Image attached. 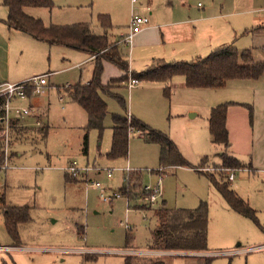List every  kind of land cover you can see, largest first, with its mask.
<instances>
[{"label":"rangeland","instance_id":"1","mask_svg":"<svg viewBox=\"0 0 264 264\" xmlns=\"http://www.w3.org/2000/svg\"><path fill=\"white\" fill-rule=\"evenodd\" d=\"M141 1L143 6L138 5L135 9L142 11L150 7L153 25L171 22L164 17V12L174 7V0H156L152 5L149 0ZM53 2L52 12L29 9V13L40 16L46 26L89 24L95 35L105 33L100 15H110L116 29L108 32L109 41L124 43L123 38L117 37L129 30L130 0ZM213 2L185 0V6L175 3L180 13L176 21L188 23L171 29L174 41L171 45L166 40L165 44L156 43L158 34L155 31L132 48L124 44V58L130 64V70L142 73L162 58L169 64L204 58L231 38L240 52L250 49L255 62L264 63V36L260 39L242 34L233 36L230 31L232 27L251 30L257 14L237 13L264 9V0H216L215 5ZM2 4L3 0H0V69L17 72L19 77L52 74L46 90L31 102L40 113L47 112L43 119L50 125L47 137L34 141L37 142L35 145L25 140L15 144L13 150L19 149L22 156L11 162L13 150H10L9 168L0 171V192L4 193L6 202L16 207H28L31 217L30 222L19 227V247L14 246L4 220H0V245L10 248H0V264H126L127 257L132 264H149L158 258L167 264H196L191 257L157 258L154 257L156 253L149 251L156 219L152 212L147 214L139 210L155 209L160 201L147 206L137 198L130 204L128 198L121 195L111 202H104L101 193L104 191L105 198L121 194L128 173L118 172L112 179H108L105 172L91 174L93 181H100L104 188L98 189L92 182L87 183L89 179H76L67 174L64 168L74 160L81 165H96L106 170L129 167L133 172H139L143 188L161 187L169 208L195 209L202 203L207 204V246L213 257L211 264H264V73L257 80H230L219 89L189 88L181 76L173 80L169 91L163 84L148 81H141L131 91L125 86L120 92L126 100L125 106L113 96L105 97L108 103L105 129L102 133L97 129L89 132L88 155H84L82 141L88 116L77 103L61 99L58 88L69 90L71 86H64L88 82L93 76V63L84 62L88 58L84 52L52 46L24 33L10 31L4 23L8 11ZM109 88L113 93L119 90L114 83ZM236 99L250 104L253 112L252 115L247 113L250 117L245 128L244 115L239 113L244 110L237 111L231 147L226 152L246 164L251 172L239 174L236 181L228 184L256 211L257 220L235 212L219 193L211 175L201 170L222 165L221 154L225 153L224 146L212 143L209 130L212 108ZM13 105L29 107L30 102L18 101ZM191 112L197 116L193 118ZM128 113L168 135L178 145L188 165L199 169L184 167L176 172H170L173 169L159 171V145L147 143L138 132L130 134L128 157L110 159L107 154L113 137V118L115 115L128 118ZM256 125L258 128L254 131ZM255 135L258 148L256 160L252 161L251 152L248 154L247 151ZM251 163L261 169L253 170ZM213 176L225 179L224 174ZM133 205L146 208H130ZM126 225L131 230L126 229ZM12 246L15 248L11 249ZM41 249L49 251L42 252ZM142 249L149 250L140 252ZM62 251L66 253L62 254Z\"/></svg>","mask_w":264,"mask_h":264},{"label":"trees","instance_id":"2","mask_svg":"<svg viewBox=\"0 0 264 264\" xmlns=\"http://www.w3.org/2000/svg\"><path fill=\"white\" fill-rule=\"evenodd\" d=\"M9 11L6 24L10 29L22 32L37 41L46 42L52 46H61L86 52L94 58V73L89 84L78 83L67 91L68 99L81 106L88 116V124L85 128L83 153L88 154L89 132L93 129L104 131L105 119L108 115V105L104 96H113L122 106L126 100L119 94L113 93L109 88L111 84L117 87L128 82L130 65L123 57L121 46L109 41L107 31L112 28L111 18L108 15H100V22L105 33L95 35L89 24H77L74 26H46L41 19L28 14L30 8L52 9L53 0H3V4ZM104 62L116 66L124 75L110 81L109 85L102 84ZM264 73V63H255L250 50L239 52L234 45L221 47L204 58H198L191 62L169 64L158 60L154 66L142 73H131L132 78L141 82L170 83L175 77L185 79V85L189 88H223L230 80L250 79L257 80ZM169 91V88L165 89ZM31 92L28 91V94ZM1 103V102H0ZM232 103L221 104L212 109L209 118V130L212 142L216 146H231L227 129V113ZM245 106L250 115L253 107ZM252 123V120H250ZM113 138L111 151L107 155L110 159L128 157L131 131L140 133L147 143H155L160 147V170L164 171L175 167H189L187 161L181 156L178 145L166 134L155 130L142 120L133 117L128 120L125 116L115 115L113 118ZM18 123L12 121L11 134L17 131ZM224 168H241L240 162L230 156L222 155ZM6 161L4 142L0 136V171ZM159 171L155 173L159 174ZM133 172V171H131ZM130 172V173H131ZM128 173L121 194L128 198L129 203L146 195L142 178L139 172ZM130 174V175H129ZM212 182L228 205L240 215L257 220L256 211L243 200L228 183L219 182L211 176ZM131 204V203H130ZM150 206L151 204H144ZM146 206H131L133 209H145ZM150 208V207H149ZM148 209L152 210L151 208ZM0 209L4 213V221L9 235L14 241V246L19 247V227L31 221L28 207H16L8 204L4 193L0 192ZM154 217L157 226L152 232L153 242L151 249L168 254H182L194 256L198 264H211L213 257L207 246L208 232V207L202 203L195 209H167L164 205L155 208ZM127 235V243L130 241ZM160 257V256H159ZM158 258V257H157ZM127 264H132L128 257ZM149 264H167L164 259L150 261Z\"/></svg>","mask_w":264,"mask_h":264},{"label":"crops","instance_id":"3","mask_svg":"<svg viewBox=\"0 0 264 264\" xmlns=\"http://www.w3.org/2000/svg\"><path fill=\"white\" fill-rule=\"evenodd\" d=\"M131 1V0H130ZM156 0H149V2L151 3V5L153 4V2H155ZM170 1H172V0H170ZM175 3H179L181 6H185V0H174V3H173V8L172 9H170L169 10V12L168 11H165L164 12V17H167L168 19H170V21L171 22H169V23H166V24H164V25H153L152 24V22H151V19H150V17H151V15L153 14L152 13V9L150 8V7H147V8H144L142 11H136V6H138V5H142V1L140 0L139 1V3L133 8L132 7V4H131V11L133 12V10L134 11H136V12H138L139 14H141V15H143V16H147V17H149V19H150V23H149V25L147 26V27H145V29L141 32V33H139V34H137L136 36H135V38H134V40H133V42H132V45L130 46V45H128V44H126L125 42L124 43H121V41L120 42H117L118 44H119V46H121V52H122V55H123V57H125L124 56V44L125 45H127V46H129L130 48H132V46H133V44H135L136 42L138 43V44H140L141 43V41H144V40H147L148 39V37H149V35L150 34H152V33H154V31L156 32V34H158V38L156 39V43H160V41L161 42H163L164 44H165V40H166V42H169L168 44H172L174 41H173V38L171 37V34H170V31H171V29L172 28H175V27H180L181 25L183 26V25H185V24H187L188 22H182V21H176V18L180 15V13H179V11H178V7L176 6V4ZM213 4L215 5L216 4V0H214V2H213ZM4 6V5H3ZM143 6V5H142ZM5 7V6H4ZM55 7V6H54ZM54 7L52 8V9H47V8H36V9H33V8H30V10H47L48 12H52V10L54 9ZM6 8V7H5ZM7 9V8H6ZM29 9L27 10V12H28V14L29 15H31L32 17H34V18H37V19H41L42 21H43V19L40 17V16H35L34 14H32V13H29V11H30ZM7 11H8V9H7ZM132 12H131V16H132ZM262 12H264V9L263 8H256V9H251V10H249V9H247V10H244V11H241L240 13H237V14H242V15H250V14H257V16H255L254 18H253V25H252V29L251 30H248V29H238L237 27H232V28H230V31H231V34L233 35V36H239V34H242V36L243 35H246V36H251L252 38H254V39H260V37L261 36H264V13L262 14ZM8 15H9V11H8ZM262 15V16H261ZM108 16H110V15H108ZM110 18H111V16H110ZM174 18V20L172 21V19ZM7 19H8V17H7ZM7 19L6 20H4V23H5V25H6V27L10 30V31H15V30H13V29H10L9 28V26L6 24V21H7ZM130 22H131V19H130ZM189 22H194V21H189ZM81 24H85V23H81ZM111 24H112V28L109 30V31H114L115 29H116V26H114V22H113V20H112V18H111ZM91 27V26H90ZM239 30V31H238ZM243 30H244V33H242L243 32ZM93 31V30H92ZM109 31H107V36H108V38L110 37L109 36V34H108V32ZM129 31H130V26H129V30H128V32L126 33V34H122L120 37H117L118 39L119 38H123L124 39V37L129 33ZM19 32V31H18ZM22 33V32H21ZM94 33V32H93ZM27 35V34H26ZM103 35V34H102ZM160 35H162V36H160ZM29 36V35H28ZM160 36V37H159ZM31 37V36H30ZM114 38H116V37H114ZM34 39V38H33ZM232 38L231 39H229L226 43H223L222 45H220L219 47H217L215 50H217V49H219V48H221V47H224V46H228V45H234V42H232ZM123 42V41H122ZM232 42V43H231ZM191 46V45H190ZM61 47V46H60ZM238 49V48H237ZM75 50V49H74ZM214 50V51H215ZM245 50H250V49H245ZM244 50V51H245ZM263 50H264V44H263ZM81 52H83V51H81ZM240 52V51H239ZM243 52V51H242ZM84 53H86V52H84ZM252 53V52H251ZM86 55H87V59L86 60H84V62L85 61H87V62H92L93 63V67H94V58L95 57H93V56H90V55H88L87 53H86ZM253 56V55H252ZM198 58H203V57H197L196 59H198ZM254 59V58H253ZM158 60H163L164 61V59L162 58V59H158ZM157 60V61H158ZM195 60V59H194ZM156 62V61H155ZM165 62V61H164ZM254 62H255V60H254ZM256 63V62H255ZM130 65V64H129ZM131 69V68H130ZM130 72L131 73H133V71L132 70H130ZM93 73H94V71H93ZM46 74H49V77H48V82H49V78H50V76H51V74L52 73H46ZM123 76V73L116 67V66H114L113 64H111V63H108V62H104V71H103V74H102V84L104 85V86H107V85H109V83H110V81L111 80H113V79H118V78H120V77H122ZM31 78H33V77H27V76H23V77H19L18 75H17V72H11V71H2L1 69H0V84H5V83H8V84H20V83H23V82H25V81H27V80H29V79H31ZM92 78H93V76H92ZM92 78L90 79V80H88V82H79V83H82V84H89L90 82H91V80H92ZM177 77H175L174 79H176ZM173 79V80H174ZM173 80L170 82V83H168V84H164V83H157V84H163L164 86H166V88H169L170 90L172 89V82H173ZM184 81H185V79H184ZM20 82V83H19ZM78 84V83H77ZM77 84H75V85H77ZM141 84V82L138 84V85H140ZM75 85H67V86H64V87H69V86H71V88H73ZM137 85V86H138ZM125 86H127V88L129 89V91H131L133 88H135V87H137V86H135V87H133V88H129L128 87V82H126V84L124 83L122 86H120V87H117L119 90L116 92V94H119V95H121L120 94V92L122 91V89H124V87ZM61 88V87H60ZM60 88H58V93H59V95H60V98L61 99H63V98H65V99H67V100H69L68 99V96H67V91L68 90H62V91H60ZM63 88V87H62ZM70 88V89H71ZM37 96H31V97H29V98H27L26 100H29V102H30V106H32V107H34V105L33 104H31V102H32V100H34L35 98H36ZM106 96H104V98H105ZM26 100H19V101H26ZM70 101V100H69ZM18 102V101H17ZM107 102V101H106ZM229 103H232V105L229 107V109H228V113H227V129H228V132H229V139H230V142L232 141V135H233V122H234V118H235V115H236V113H237V111H239V110H241V109H243L244 110V112H239V113H242L243 115H244V125H245V128H247V124H248V121H249V119H248V117H250V116H247V113H249V110L245 107V106H242V105H250V104H248L247 102H245V101H242L241 99H236V101H231V102H229ZM107 105H108V103H107ZM34 108H36V107H34ZM215 108V107H214ZM213 109V108H212ZM37 112H38V117L37 118H35V117H31V118H27V117H25V118H17V119H14V121H16L17 123H18V125H17V127H18V129H17V131H14V133H12V146H11V150H13L14 149V145L15 144H17L18 142L19 143H21L20 141H27L28 143H31V144H33V145H35L39 140H42V139H45L46 137H47V135H48V131H49V129H50V125L49 124H46V123H44V121H43V119L47 116V112H45V113H40L39 112V110L37 109ZM191 114V116L193 117V118H195L196 116H197V114H195L194 112H191L190 113ZM43 116V117H42ZM128 119L130 120L131 119V117H134L131 113H128ZM42 118V119H41ZM37 121H40V123L42 124V126H38L37 125ZM250 124H251V121H250ZM42 127V128H41ZM113 128H114V126H113ZM112 128V129H113ZM256 128H258V125H256L255 126V129H254V131H256ZM133 132H136V131H131V133H133ZM87 133V131H85L84 132V135H83V141H82V152H83V145H84V136H85V134ZM38 138V139H37ZM113 138V137H112ZM36 139V140H35ZM34 141H37L36 143L34 142ZM251 141L253 142L252 143V145H251V143H249L248 144V154H249V152H251V160L252 161H254V160H256V158H255V150H256V148H258V140H257V137H256V135H255V138H253V139H251ZM250 142V141H249ZM18 143V144H19ZM213 143V142H212ZM232 143V142H231ZM25 144H27V143H25ZM25 144H22L21 146H23V145H25ZM20 146V147H21ZM111 146H112V142H111ZM231 147V146H230ZM225 148V153H222L221 154V159H222V155L223 154H226V155H230V156H233L232 154H228V152H226V151H228L227 150V148L226 147H224ZM250 148H252L251 150H250ZM19 150V149H18ZM14 151L13 150V152H12V155H11V162L14 160V159H16V158H19V157H21L22 156V154L19 152V151ZM110 151H111V148H110ZM109 151V152H110ZM17 152L19 153V155L17 154ZM109 152H108V154H109ZM107 154V155H108ZM85 155V154H84ZM88 155V154H87ZM160 158V157H159ZM238 160V159H237ZM239 162H240V164L242 165V167L241 168H237V169H231V168H229L230 170H234L235 171V175H236V177H235V179L234 180H230L228 177H227V175H226V173H224V172H218V171H206L208 174H210L211 176H213V175H217V174H224L225 175V179L224 180H220L219 178L218 179H216L214 176V178L217 180V181H219V182H225V183H228L229 181L230 182H233V181H236L237 179H238V175L239 174H243V173H250L251 172V169H247V167H246V164H243L240 160H238ZM222 162H223V160H222ZM253 163V162H252ZM250 164V168H252L253 170H260L261 169V167L259 166V165H256L255 164V166H254V164ZM70 164V163H69ZM68 164V165H69ZM94 166H96V165H94ZM206 166V165H205ZM68 167V166H67ZM67 167H65L64 168V170L66 171V168ZM97 167V166H96ZM189 167H192V166H189ZM181 168H184V167H175V168H169L170 170H172L173 169V171H170V172H176L177 170H179V169H181ZM186 168V167H185ZM193 169H199V168H195V167H192ZM200 168H202V167H200ZM215 169V168H224V165H223V163H222V165H220V166H215V167H212V168H209V167H205V168H203V169ZM225 169H227V168H225ZM166 170H168V169H166ZM165 171V170H164ZM67 172V171H66ZM118 172H121V171H117L116 173H118ZM166 172V171H165ZM203 172V171H202ZM93 173H96V172H92V173H90L89 174V176H88V178H89V180H91V181H93V179H92V177L90 176L91 174H93ZM115 173V174H116ZM68 174V173H67ZM97 174H101V173H97ZM115 176V175H114ZM85 180V179H84ZM82 182H84L83 180H82ZM3 190H4V187H3ZM234 191V190H233ZM237 193V192H236ZM238 194V193H237ZM239 195V194H238ZM240 196V195H239ZM244 200V199H243ZM160 202H159V204H158V207L157 208H160L161 206H165L167 209H172V210H174V209H180V208H169L168 206H167V204H166V201L163 199V196H161V199L159 200ZM247 202V201H246ZM248 203V202H247ZM156 208V209H157ZM183 209V208H182ZM186 209V208H185ZM153 210H155V209H152V210H149V211H144V210H139V211H142V212H145V213H151L152 212V215H153V217H154V211ZM4 220V213H3V211L0 209V220ZM155 220V219H154ZM155 222H156V225L155 226H157V221L155 220ZM4 223H5V221H4ZM129 244V243H128ZM130 245V244H129ZM150 245V250L149 249H142V250H140V252H147L148 250L150 251V252H154V253H156V254H154L155 256L154 257H161V256H163V254L164 253H162V252H158V251H154V250H152L151 249V246H152V243H150L149 244ZM0 248H8V247H3V246H1L0 245ZM12 248H15L14 246H12L11 247V249ZM22 248H25V247H20V249H22ZM129 248V247H128ZM8 249H10V248H8ZM58 250V249H57ZM60 250H62V249H60ZM41 251L42 252H46V251H49L48 249H41ZM75 252V251H74ZM62 254L63 253H66V251H62L61 252ZM210 254L211 253H209L208 254V256H210ZM169 256H174V255H176V256H184V255H182V254H168ZM127 257V256H126ZM186 257H188V256H186ZM189 257H191V258H193V259H195V261H196V264H198V260H197V258L196 257H194V256H189ZM127 260H128V257H127V259H126V264H127Z\"/></svg>","mask_w":264,"mask_h":264},{"label":"built area","instance_id":"4","mask_svg":"<svg viewBox=\"0 0 264 264\" xmlns=\"http://www.w3.org/2000/svg\"><path fill=\"white\" fill-rule=\"evenodd\" d=\"M139 1L140 0H131L132 7L134 8L139 3ZM149 23H150L149 17L143 16L133 10L131 16V22H130V31L124 37L123 41L131 46L135 36L141 33L145 29V27L149 25ZM48 77L49 74H43V75L35 76L20 84H8V83L0 84V102H1L0 103V136L2 137L4 142V152L6 155V161L4 166L2 167L3 169L9 168L8 155L12 146V134H11L12 121L17 118L38 117V112L36 108L32 106L29 107L14 106L13 103L19 100H26L31 96H37L43 93L48 87V80H47ZM139 83H140L139 81L132 78V75L130 73L128 80V87L131 89L137 86ZM28 91L31 92L30 93L31 95L28 94ZM37 125L41 126L40 121H37ZM201 170L218 171L221 173L224 172L231 181L234 180L236 177L235 171L230 169L213 168V169H201ZM66 171L68 175L72 178L88 180L89 179L88 176L92 172H96V173L105 172L107 178L112 179L117 171H121L122 173L125 172L130 173L132 170L129 167H127L126 169L106 170L96 166L81 165L78 161L74 160L68 165ZM89 182H92L93 186H95L96 188L104 190L100 181L88 180L87 183ZM144 191L147 194L139 198L142 204L155 205L161 199L162 190L160 186H157L155 188H152L150 186H145ZM101 197L104 200V202H111L115 198H120L121 195L115 193L114 197L105 198L103 191L101 193ZM125 227L126 229L131 230V228L128 225H126Z\"/></svg>","mask_w":264,"mask_h":264}]
</instances>
